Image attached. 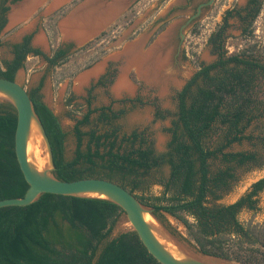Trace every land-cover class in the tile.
<instances>
[{"label": "trees", "instance_id": "1", "mask_svg": "<svg viewBox=\"0 0 264 264\" xmlns=\"http://www.w3.org/2000/svg\"><path fill=\"white\" fill-rule=\"evenodd\" d=\"M19 1L0 0V48L1 33L8 23V3ZM263 5L264 0H251L244 10L226 12L224 22L210 38L217 60L197 63L196 73L177 93V112L168 129L171 140L164 152L157 151L147 131L122 132L116 121L124 111L115 112L112 107L94 110L88 99V112L74 128L77 148L69 160L65 153L68 134L43 101L42 84L29 91L52 145L54 175L63 181L102 178L118 183L154 209L158 219L167 214L182 223L189 242L202 255L235 264H264V226L240 220L243 210L258 209L264 178L235 203L217 204L235 174L232 167L218 171L211 167V161L220 157L228 165L260 162L256 153L226 149L252 141L246 132L264 118L260 92L264 45L255 42L229 52L226 32L236 13L243 23L242 37H253ZM31 45L32 35L13 45V59L0 61V77L15 81L31 54L44 57L52 66L69 59V49L62 46L50 57ZM97 112L106 129L83 131L92 125L91 117ZM170 116L159 108L156 111V119ZM16 127L15 108L0 102V200L23 198L29 188L16 157ZM150 181L163 187L160 194L150 191ZM124 219V210L108 200L48 193L28 206L2 208L0 264H161L133 229L114 235Z\"/></svg>", "mask_w": 264, "mask_h": 264}, {"label": "rangeland", "instance_id": "2", "mask_svg": "<svg viewBox=\"0 0 264 264\" xmlns=\"http://www.w3.org/2000/svg\"><path fill=\"white\" fill-rule=\"evenodd\" d=\"M25 1L27 0H22V3ZM46 1L39 4L29 16H25L15 25L10 26L8 22L1 33L3 46L0 48V61L6 62L13 59V45L20 43L25 35H32L33 47L40 49L47 56H51L59 46L69 49V59L58 66H51L42 56L29 55L24 68L20 69L16 75V80L28 91L42 84L40 94L43 101L60 118L68 134L65 153L69 160L74 157L77 148L74 128L77 121L88 112V99L91 100V108L94 110L101 107H112L115 112L124 111L121 118L116 121L117 125L122 128V132L131 134L135 130L147 131L154 140L157 151H166L171 140V133L168 129L172 127V121L177 112V93L196 73L197 63L211 64L217 60L218 55L215 53L214 45L210 43L211 35L224 22L223 17L226 10L234 7L235 4L243 6L245 2V0H218L212 12L203 16L202 21L188 31L184 43L186 55L178 59L170 58L169 64L175 74V80L170 82L165 90L146 83L137 71L131 68L126 74L129 85H132L131 91L124 90L117 93L114 88L120 76L121 67L125 65V60L118 55L124 51L125 47L159 28L164 19H167V25L164 28L168 27V30L172 27L179 28L187 20V13L190 11L175 9L168 14L172 6L178 4L180 0H140L130 11L126 12L123 19L107 26L102 31L106 35L101 36L102 33L93 35L82 42L79 47L74 39L64 40L59 29V24L63 20L57 24L53 20L40 23L42 18H48L52 14V10L49 9L53 3L43 7ZM229 23L230 27L226 32V48L229 52L242 49L250 43L260 42L261 46L264 45V5L254 24L253 37H242L243 23L238 19H231ZM132 31H137L136 35H132ZM164 34L161 33L157 38L159 40L162 37L164 40V43L158 45V52L167 49L168 43L165 44L167 34ZM40 36L44 39L43 44L36 42ZM153 45H150L149 49L154 47ZM98 66H104L103 70L80 88L79 79ZM260 92L264 100V79ZM158 108L170 112L171 116L166 119H156ZM99 114L97 112L92 115V125L83 127V131L87 132L92 128L103 131L106 129L99 120ZM246 134L252 136L253 140L235 143L226 149V152L256 153L260 162L238 166L224 163L221 157L211 161L213 171L232 167L235 174V179L230 181L228 189L220 193L221 200L217 201V204L235 203L251 190L255 182L264 178V141L262 140L264 138V118L253 123ZM217 139L218 136L214 138V141ZM163 172L165 176H168L169 169L165 168ZM150 183V191L160 194L163 187L155 181H150ZM258 202L257 210L245 209L241 212L240 220L243 223L264 226V191L259 194ZM158 220L171 233L175 231L177 236L172 234L179 243L193 253L214 263H231L202 255L196 246L189 242L186 227L173 217L163 214ZM130 229L132 226L125 218L116 228L114 235Z\"/></svg>", "mask_w": 264, "mask_h": 264}, {"label": "water", "instance_id": "3", "mask_svg": "<svg viewBox=\"0 0 264 264\" xmlns=\"http://www.w3.org/2000/svg\"><path fill=\"white\" fill-rule=\"evenodd\" d=\"M21 4L22 0L16 3H8L10 10L7 15V20L10 24V15L13 8ZM85 5L86 2L82 3V6ZM56 10L57 9L52 10V13ZM64 40L69 41L70 39L64 38ZM81 43L76 41L78 46ZM0 102L10 103L16 110L17 127L15 133V152L20 169L29 185L23 198L0 200V209L31 205L45 193L105 199L113 202L124 210L125 218L132 226V229L138 234V237L149 253L159 263L235 264L214 263L193 253L186 246L181 245L178 239L160 223L154 214V209L143 205L134 194L118 183L102 178H85L75 181H63L58 179L54 175L56 167L54 164L52 145L35 111L29 91L17 80L12 81L0 77ZM33 136H37L41 140V147L39 148L38 154L42 163L37 159L35 154L31 155V160L29 161L28 146ZM148 215H150L155 222H151L147 218Z\"/></svg>", "mask_w": 264, "mask_h": 264}, {"label": "bare ground", "instance_id": "4", "mask_svg": "<svg viewBox=\"0 0 264 264\" xmlns=\"http://www.w3.org/2000/svg\"><path fill=\"white\" fill-rule=\"evenodd\" d=\"M43 0H27L24 3H22L18 7H14L10 19L11 24L10 26L15 25L21 19H23L25 16H29L34 9L42 2ZM56 1V0H55ZM66 0H57L54 3V7L58 6L59 4L63 3ZM89 5V4H88ZM93 3L89 6V9L86 11L85 14H79L75 16V20H71L70 18H67V20L62 21V24H60V30L63 33V37L65 39H70V37L80 36L82 35L81 27H86L89 30V33L93 31L97 25L99 26L102 21L99 19L103 12L100 11V7H103L100 5L99 8L95 7ZM116 11H119V8L117 5ZM51 8V10L55 8ZM118 8V9H117ZM106 13L110 15L114 14V8L110 6L108 9V6L105 8ZM115 15V14H114ZM111 20V19H110ZM105 25V24H103ZM101 25L100 28L103 26ZM99 28V29H100ZM89 36L83 35L81 38L75 39L77 42H83L85 39H87ZM71 40V39H70ZM37 43H44V39L42 36L37 38ZM171 52L167 51L166 53H160V52H153V51H145L143 48V39H139L134 44H131L127 46L124 51L118 55V57H121L125 60V65L121 67V73L118 78V81L115 85V91L117 93H120L121 91L127 90L131 91V86L129 85L126 74L128 70L131 68H134L137 73L139 74L140 78L143 79L146 83L150 85L159 86L163 90H165L170 82H173L175 80V74L173 73L171 67H170V58ZM117 57V58H118ZM173 68V67H172ZM103 70V66H98L91 72H89L86 75H83L78 83L80 85V88L88 82L89 79L92 77L97 76L101 71ZM79 88V89H80ZM41 147V140L37 136H33L31 138V141L28 146V158L29 161L31 160V155L35 154L37 159L42 163V160L39 157V148ZM147 218L151 222H155L154 219L148 215Z\"/></svg>", "mask_w": 264, "mask_h": 264}, {"label": "flooded vegetation", "instance_id": "5", "mask_svg": "<svg viewBox=\"0 0 264 264\" xmlns=\"http://www.w3.org/2000/svg\"><path fill=\"white\" fill-rule=\"evenodd\" d=\"M43 1H45V0H43ZM52 1L53 0H47L46 3L43 5V7L51 4ZM86 1H90V0H66L63 3H61L62 5L56 11H54L51 15H49L48 18H42L40 23H44L47 20H50V21L53 20L54 23L57 24L64 17H66L72 10H74L76 7H78L79 5H81L82 3L86 2ZM139 1L140 0H137L135 3H133L123 13V15H121L117 19V21H120L121 19H123L126 16V12L130 11ZM217 1L218 0H180V2L178 4L172 6V8L170 9L168 14L173 12L175 9L182 10V11L189 10L190 12L187 13V20L182 25H180L179 28L172 27L168 30V27L164 28L167 25V19H164L163 23L159 26V28H157L156 30H154L152 32H149V34H147L146 37L143 36V38H141V39H143L144 50L145 51H153V52L156 51V53H157L158 52L157 49L159 47L158 45H161L162 43H164L163 38L161 40H157V38L161 35V33L163 34V33L168 32V34L166 36L167 38H165V40H166L165 44L168 43L167 49L166 50L164 49L165 52L162 51L160 53H166L167 51L168 52L170 51L172 53L171 57H174V59H178L180 56L186 55V49L184 47V43L186 42L188 31L195 28L196 24L199 21L200 22L202 21L203 16H206L210 12H212ZM250 1L251 0H245L243 6H238L237 4H235L234 7L226 10V12L229 10H233V11L244 10L248 7ZM92 3L98 4L97 1L91 2L90 4H92ZM226 12H225V14H226ZM225 14L223 17V21L225 18ZM242 15L245 16L246 12H243ZM231 19H238L242 23V20L238 16H236V13H234V16L232 18H230L228 22H230ZM184 32H185V34H184ZM131 33H132V35H136L137 31H132ZM27 36H30V35H25L22 38V41L20 43H17V44L24 43V40ZM159 42H160V44H159ZM150 45L151 46L153 45L154 47L149 49ZM31 46L33 47V45H31ZM64 49H66V48H64ZM53 53H54V51H53ZM53 53L50 57L53 56ZM31 55H33V54H31ZM33 56H35V55H33ZM13 57H14V54H13Z\"/></svg>", "mask_w": 264, "mask_h": 264}, {"label": "crops", "instance_id": "6", "mask_svg": "<svg viewBox=\"0 0 264 264\" xmlns=\"http://www.w3.org/2000/svg\"><path fill=\"white\" fill-rule=\"evenodd\" d=\"M54 1V0H53ZM57 1V0H56ZM56 1H54V2H52L53 3V5H54V3L56 2ZM94 1H97L98 2V4L97 3H94V5H96L95 7L96 8H99L100 7V5H102L103 7H100L99 9H101L100 11H102L103 12V14H102V16L99 18L101 21H102V23L98 26L97 25V27L93 30V31H91L90 33H89V30H88V28H86V27H81V30H82V35H80V36H73V37H70V39H78V38H81L83 35H86V36H89L88 38H90L91 36H93V35H97V34H99V33H102V31H103V29L105 30L106 29V27L107 26H110V25H112L113 23H115V22H117V19L121 16V15H123L122 13L124 12V11H126V9H128L133 3H135L137 0H90V1H86V5L85 6H82V4L81 5H79L78 7H76L74 10H72L66 17H64L62 20L64 21V20H67V18H70L71 20H75V16L74 15H77V13L79 12V14H85L86 12H85V10L87 9H89V6L91 5L90 3L91 2H94ZM104 2V3H103ZM88 4H90V5H88ZM51 6L50 7V9L51 8H53L54 6ZM62 4H59L58 6H55L54 8L55 9H58L60 6H61ZM114 5H117L118 6V8H119V11L117 12L116 11V6H114ZM108 6V9L110 8V6L112 7V8H114V14L113 15H110L109 16V14H107L106 13V7ZM117 8V9H118ZM49 9V10H50ZM86 10V11H87ZM111 19V20H110ZM61 24H62V22H61ZM103 24H105V25H103ZM101 25H103L101 28H100V26ZM61 26V25H60ZM100 28V29H99ZM63 34V33H62ZM166 34H168V33H165L164 35H166ZM64 36V35H63ZM146 37V36H145ZM87 38V39H88ZM162 38V37H161ZM161 38L159 39V40H161ZM87 39H85V40H87ZM84 40V41H85ZM103 68H104V66H103ZM27 89V88H26Z\"/></svg>", "mask_w": 264, "mask_h": 264}]
</instances>
